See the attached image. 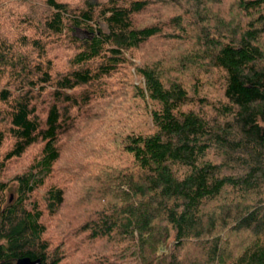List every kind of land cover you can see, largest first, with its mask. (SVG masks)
Masks as SVG:
<instances>
[{"label": "trees", "instance_id": "trees-1", "mask_svg": "<svg viewBox=\"0 0 264 264\" xmlns=\"http://www.w3.org/2000/svg\"><path fill=\"white\" fill-rule=\"evenodd\" d=\"M15 1L0 0V264H264V0L211 34L198 0ZM188 21L197 49L141 56Z\"/></svg>", "mask_w": 264, "mask_h": 264}, {"label": "rangeland", "instance_id": "rangeland-1", "mask_svg": "<svg viewBox=\"0 0 264 264\" xmlns=\"http://www.w3.org/2000/svg\"><path fill=\"white\" fill-rule=\"evenodd\" d=\"M73 2H79L80 0H70ZM181 4L178 5L179 7L181 6L182 8H187L188 7V3L191 2L192 0H180ZM27 2V3H26ZM28 2H30L28 4ZM198 5L201 7L202 10H208L207 15L206 16H202L199 17L197 19V21H199L202 26L205 28H209V33L211 34V32H215L214 31V27L217 23V19L219 17H226V15H228V18H230L231 16L235 15L237 12V9L235 7V5H237V0H198ZM32 5H35L39 8H41L42 6V0H20V1H15L13 6L8 7L7 9H11L14 8L16 9L15 14H17L20 11L23 10H28L29 8H31ZM164 6H162L163 8ZM180 7V8H181ZM7 10V11H8ZM6 11V12H7ZM179 9L176 6H172V5H168V9H165L163 11L159 12L161 13L162 18H166L171 16L172 14H174L175 12H178ZM157 7L154 6L152 7L145 15L142 16L141 20H145L147 21H152L154 20L157 16H160L157 13ZM186 14V13H185ZM15 17V16H14ZM12 20V18H11ZM194 24H190V22L188 21V31L187 33H183V37L181 36H177L174 37L175 39H170V38H163L161 40H156L153 43L149 44L148 46H146L140 53L141 56L146 60H150L151 63L153 62H157L156 60L160 59V53L161 52H171L166 44L168 42H176L177 44H179L180 49H184V53L188 54V51L190 50V48H193V45L195 46V49H197V44L195 42V39L193 37H195L196 34H198V32L200 30H202V27H198L195 29V27L193 26ZM81 36H84L85 33L82 31L78 32ZM205 48L203 47V51L205 52ZM198 56V55H196ZM140 57V56H139ZM141 58V57H140ZM140 60V59H139ZM133 70V68H132ZM128 80H126L127 78H120L118 80L119 83H123L126 82L127 83V88L130 87L129 82L134 81V79L136 80L137 78H135L133 72L131 70H128ZM125 79V81H123ZM130 80V81H129ZM131 98H126L123 102H122V106H124L127 109H131ZM92 131H90L89 133H91ZM86 135L82 134L81 137H85ZM31 158L28 159H22L20 161H16L14 162L8 172L7 175L10 176L11 174H13L14 172H17L18 169L22 168ZM14 194L11 193L10 196V200H13ZM108 257H112L113 259L115 258V260L118 261V264H122V261L119 262L118 258L116 256H108Z\"/></svg>", "mask_w": 264, "mask_h": 264}, {"label": "water", "instance_id": "water-1", "mask_svg": "<svg viewBox=\"0 0 264 264\" xmlns=\"http://www.w3.org/2000/svg\"><path fill=\"white\" fill-rule=\"evenodd\" d=\"M17 264H42L41 259H32L30 257L19 258Z\"/></svg>", "mask_w": 264, "mask_h": 264}]
</instances>
